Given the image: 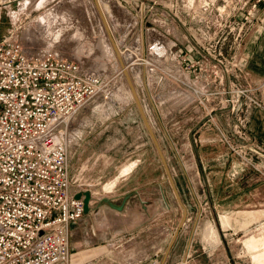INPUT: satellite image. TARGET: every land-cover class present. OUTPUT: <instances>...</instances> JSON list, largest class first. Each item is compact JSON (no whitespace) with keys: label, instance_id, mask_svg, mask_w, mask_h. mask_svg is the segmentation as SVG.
Returning a JSON list of instances; mask_svg holds the SVG:
<instances>
[{"label":"rangeland","instance_id":"374dc122","mask_svg":"<svg viewBox=\"0 0 264 264\" xmlns=\"http://www.w3.org/2000/svg\"><path fill=\"white\" fill-rule=\"evenodd\" d=\"M108 2L113 7L105 12ZM90 3L106 18L114 48L106 46L107 36L99 29V18L90 16ZM256 3L257 0H0L1 22L5 25L2 34L20 42L32 54L52 52L58 58L77 62L85 74L98 79L97 95L77 116L80 127L71 129V120L61 130L66 141L65 136L61 139L69 146L72 191L83 193L93 188L99 197H104L115 177L128 173L135 164V178L122 189V194L137 191L128 200L132 202L128 210L131 215H141V201H146V206L149 201L155 202L153 216L160 214L163 221L162 253L187 210L186 225L179 233L171 264H232L230 257L235 264H264V222L244 233L221 228L220 218L205 205L192 156L193 134L206 116H213L207 96L209 91L217 92L219 84L208 80L201 54L215 56L221 51L226 70L233 71L239 62L236 47L243 45L257 20L264 19L258 16V11H264V0L254 7ZM58 7L75 13L77 27L86 33L85 41L68 28L62 36L53 38L48 25L39 23L45 13ZM171 41H181L180 47H172ZM189 43L199 52L196 56L201 57L195 66L186 54ZM156 45L165 48L166 54H159ZM239 60L244 63L246 58ZM123 66L127 67L184 207L177 200ZM243 85L238 88L252 90ZM227 89L221 85V104L228 107L223 94ZM215 102L217 105V98ZM72 136L79 140L71 143ZM128 177L118 183H124L126 178L128 182ZM119 195L117 203L124 199ZM209 224L212 226L205 235ZM71 232L72 251V228ZM190 238L192 249L186 258ZM248 238L260 239L263 249L246 247Z\"/></svg>","mask_w":264,"mask_h":264},{"label":"built area","instance_id":"2783aa9c","mask_svg":"<svg viewBox=\"0 0 264 264\" xmlns=\"http://www.w3.org/2000/svg\"><path fill=\"white\" fill-rule=\"evenodd\" d=\"M1 21L0 14V31ZM97 84L77 62L32 54L0 34V264H70L71 226L85 203L72 194L68 145L59 135L95 98ZM223 94L244 135L245 117L264 105L251 89ZM233 151L250 164L258 157L253 147Z\"/></svg>","mask_w":264,"mask_h":264},{"label":"crops","instance_id":"0c3cea01","mask_svg":"<svg viewBox=\"0 0 264 264\" xmlns=\"http://www.w3.org/2000/svg\"><path fill=\"white\" fill-rule=\"evenodd\" d=\"M258 16L264 17V11L261 14L258 11ZM247 39L242 41L243 45L236 47L239 52L236 55V61L239 62L234 65L235 69L231 72L226 70V58L221 51L215 56L202 51L204 53L201 54L204 58L202 63L206 68L208 80L218 81L219 84L218 91H209L207 96L213 116H206L202 125L192 136L195 178H199V184L205 195V205L214 216L220 218L221 228L235 229L240 233L264 222V159L255 156L254 164H250L244 159L243 154L241 157L238 156L233 148L253 147L264 154V110L252 108L242 123L244 135H239L237 128L235 129L239 124L237 115L233 114L229 107L221 104L223 95L220 88L221 85L225 88L234 86L238 88L246 84L247 87L252 88L253 95L264 105V19L257 20L249 31ZM180 42L171 41V45L179 48ZM221 49L220 45L219 50ZM187 50L189 62L195 66L201 57L196 56L198 51L190 43ZM181 53L183 52L180 51L179 54ZM239 57H245L246 61L241 63ZM81 110L72 119L71 129L73 130L80 127L76 120ZM64 140L66 141V138ZM78 140L79 138L72 136L71 143ZM134 167L135 164L131 165L128 173H121L115 177L114 182L111 183V190L107 192L108 195L99 197L98 193L93 192V188L88 191L91 194L89 211L71 226L74 241L70 264H163L165 254L178 228L165 253H162L163 221L160 214L153 216L152 211L157 208L155 202L149 201V206H146V201H141V215L136 213L131 215V212H128L129 205L132 203L128 200L137 191H126L122 194V189L135 178L132 175ZM122 177H128V182L126 178L124 183L119 184L118 181ZM108 185L110 184H105V186ZM92 186L99 185L92 184ZM72 194L76 196L80 193L72 191ZM118 195L124 196L120 203L115 201ZM143 207L145 210L142 209ZM136 212H138L137 209ZM210 226L212 224L206 226L205 235ZM179 240L178 235L165 264H171L173 251L179 244ZM258 241L260 239L254 241L248 238L245 245L250 249H263L261 242ZM191 249L192 239L190 238L184 257L189 256Z\"/></svg>","mask_w":264,"mask_h":264},{"label":"bare ground","instance_id":"6f19581e","mask_svg":"<svg viewBox=\"0 0 264 264\" xmlns=\"http://www.w3.org/2000/svg\"><path fill=\"white\" fill-rule=\"evenodd\" d=\"M73 1V0H71ZM109 4H105L104 8H105V12L106 11H110V9L112 10L111 7H113V5L108 2ZM78 4V3H77ZM90 5L92 6L91 8V14L90 16H92V18L94 17H98V22L100 21V31L104 32L106 34V38L104 40L105 44L107 47H113L114 45L112 44V38L110 36L111 28L110 26L107 25V21L106 18L104 17L103 13L101 14L100 11L98 12V10H95L93 7V4L90 3ZM64 9V8H63ZM80 9V8H79ZM65 11V12H64ZM62 10L61 8H55L53 10L48 11L47 13H45L42 18L39 20V23L41 24H47L48 25V33L51 34L53 38L62 36L66 30L68 29H72L74 31L75 35H78L80 41H85L86 40V33H84V31H82V29L77 27V19H76V15L74 14H70V13H66V10ZM102 11V10H101ZM69 12V11H68ZM78 12V9H77ZM80 12V11H79ZM80 15V14H78ZM86 15V13H85ZM87 16V15H86ZM80 17V16H79ZM78 18V17H77ZM86 18V17H85ZM88 19V18H86ZM90 19V18H89ZM96 19V18H95ZM97 20V19H96ZM89 25V24H88ZM68 28V29H67ZM47 31V30H46ZM99 32V31H98ZM112 34V33H111ZM74 36V35H73ZM50 37V38H51ZM75 37V36H74ZM77 38V36L75 37ZM78 40V39H77ZM155 48L158 50L159 54L161 55H165L166 54V49H163L162 47H158V45L155 46ZM154 49V48H153ZM129 53V52H128ZM128 55V54H127ZM133 55V53H132ZM160 55V56H161ZM129 56V55H128ZM122 57V56H121ZM127 57V56H125ZM129 58V57H128ZM125 70H127V67H125ZM131 90V89H130ZM63 137L65 135H63V133L61 134ZM61 135H59L60 139H61ZM66 138V136H65ZM212 229V228H211ZM209 232L211 234H213V230L209 229ZM209 234V233H208ZM215 240V239H214Z\"/></svg>","mask_w":264,"mask_h":264},{"label":"water","instance_id":"95a60500","mask_svg":"<svg viewBox=\"0 0 264 264\" xmlns=\"http://www.w3.org/2000/svg\"><path fill=\"white\" fill-rule=\"evenodd\" d=\"M1 30H2V29H1ZM0 34H1V31H0ZM123 69H124V73H125V75H126V77H127L128 85H129V87H130V89H131V92H132V94H133V96H134V98H135V100H136L137 106H138L139 111H140V113H141V115H142V118H143V120H144L145 126H146V128H147V130H148V132H149V134H150V136H151V138H152V140L154 141V144H155V146H156V148H157V150H158L159 156H160V158H161V160H162V163H163V165H164V167H165V169H166V172H167V174H168V177H169V179H170V182H171V184H172V186H173V188H174V191H175V194H176L177 200H178V202L184 207V204H183V202H182V200H181V198H180V195H179V193H178V191H177V189H176V186H175V184H174V181H173V179H172V176H171V173H170V169H169L168 164H167V162H166V159H165V157H164L163 151H162V149H161V147H160V145H159V143H158V140H157V138H156V135H155V133H154V131H153V129H152V126H151V124H150V122H149V120H148V117H147V115H146V113H145V111H144V107H143V105L141 104L140 100L138 99V96H137V93H136V90H135L134 84H133V82H132V79L130 78V75H129L128 71L125 70V67H124V66H123ZM254 152H255V154H257L259 157H261V158L264 159V154H263V153H261V152H259V151H254ZM75 198H76V199L84 198V203H85V213L88 212V211H89V203H90V199H91V194H90V192H86V193H82V194L80 193L79 195H76ZM186 220H187V210L185 209L184 214H183V217H182L181 222H180V224H179V227H178V229H177V231H176V233H175L174 239H173V241H172L170 247L168 248V250H167V252H166V254H165V257H164V259H163V264H165L166 259H167V257H168V254H169V252H170V250H171V248H172V246H173V244H174L176 238L178 237V235H179V233H180L182 227L186 224ZM230 260H231V263H232V264H235V262H234V260H233L232 257H230Z\"/></svg>","mask_w":264,"mask_h":264}]
</instances>
